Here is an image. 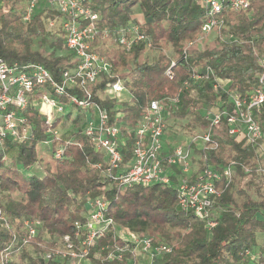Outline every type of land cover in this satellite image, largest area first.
Wrapping results in <instances>:
<instances>
[{"label":"trees","instance_id":"obj_1","mask_svg":"<svg viewBox=\"0 0 264 264\" xmlns=\"http://www.w3.org/2000/svg\"><path fill=\"white\" fill-rule=\"evenodd\" d=\"M5 1L8 9L0 13V57L8 64L40 63L57 80L64 70L72 67L71 56L46 58L33 48V41L45 33L43 18H54V12L40 9L29 22L23 23L21 14L26 0ZM89 5L99 16L97 27L107 29L130 21L131 9L137 5L144 19L141 31L158 51L155 61L148 64L139 62L149 50L142 43L134 44L127 52L119 47H107V40L98 39L93 44L96 52L109 58L115 74L131 95L129 101L121 103L100 97L98 92H102L105 78L93 90L92 101L107 112L110 123L118 124L124 136L136 126L140 113L151 100L179 94V103L167 110L168 119L188 117L184 129L190 130L194 124L202 128L206 125L202 114L218 100L222 107H229L228 91L244 94L256 85L262 71L260 59L264 58V0H252L247 12L225 14L222 35H232L244 45L217 39L218 46L203 50L193 49L203 20V12L194 0H91ZM44 10L49 12L44 15ZM248 12L250 16H246ZM191 42L186 59H180L183 48ZM56 44L65 50L62 32ZM169 47L178 59L171 80L164 75L170 64L164 52ZM197 67H209L217 77L228 81L226 92L214 91L211 82L203 79L195 85L196 96L192 97L183 83ZM68 91L80 94L78 90ZM24 116L34 127L32 137L20 145L7 143L0 151V197L7 200L0 201V207L9 225L20 234L24 219H39L42 228L30 244L35 255L23 247L9 252L5 264H64L45 259L44 255L56 240L66 235L73 237L76 224L84 222L86 198L96 196H104L108 201L105 217L113 221L114 227L144 231L152 237L153 247L162 244L165 226L181 230L178 244L171 246L169 253L154 257L153 264H248L243 256L245 249L258 250L264 256V194L258 192L257 199H252L244 190L257 178L258 164L263 160L251 145L230 137L224 121L212 133L214 149L203 153L193 148L194 154L206 156L207 164L215 169L230 160L236 164L232 179H221L216 185L220 193L212 206L216 225L208 232L204 221L180 209L172 185L152 184L121 190L116 183L106 182L101 171L93 168L97 164L103 168V154L95 151L78 129L72 134L78 145L66 146L64 158L55 162L50 175L30 173L38 160L37 147L46 139L45 125L31 109L25 110ZM253 118L264 134V104L253 112ZM56 146L51 145L50 151ZM130 150L128 141L122 150L124 162L130 158ZM9 153H13L12 164L5 167ZM43 234L51 242L43 240ZM11 237L10 232L0 228V253L10 245ZM123 244L111 228L95 241L88 259L92 264H126L128 253L120 257L114 253ZM111 253L115 257L109 258Z\"/></svg>","mask_w":264,"mask_h":264},{"label":"built area","instance_id":"obj_2","mask_svg":"<svg viewBox=\"0 0 264 264\" xmlns=\"http://www.w3.org/2000/svg\"><path fill=\"white\" fill-rule=\"evenodd\" d=\"M90 1L26 0L21 14L23 22H29L40 10L39 2L56 14V21L64 35L65 50L71 56L72 67L64 70L55 80L40 63L8 64L0 57V151L7 143L20 145L32 137L34 127L24 116V111L31 109L45 125L46 139L40 144L49 145L50 150L51 145H57L53 152L49 151L55 162L64 158L66 146L78 145L72 138V134L78 129L94 150L103 154V168L100 164L93 168L101 171L106 182L116 183L121 190L152 184L172 185L180 209L190 211L204 221L206 230L210 232L216 225L212 206L220 196L216 185L221 179H232L236 164L230 160L220 169H215L207 164L206 156L195 159L193 148L203 153L214 149L216 144L212 141V133L224 121L227 134L251 145L264 162V134L253 118V112L264 104V58L260 59L262 71L255 87L244 94L228 91L229 107H222L218 100L214 106L205 110L202 116L206 125L200 133L183 141L168 133L167 110L179 103V94H176L151 100L140 113L136 126L124 136L118 124L110 123L107 112L92 101L93 90L101 78H105L103 90L98 92L100 97L121 103L125 98L130 100L131 95L115 74L109 58L96 52L93 44L98 39L111 40L127 52L137 43L151 49L152 43L141 31V25L132 20L113 29L98 28L99 16L91 9ZM194 2L203 12L199 35L214 33L221 37L225 27V14L247 12L252 0ZM7 9L6 1L0 0V13ZM49 25L53 26L54 22L51 21ZM227 39L238 42L232 35H227ZM191 45L192 42L183 48L180 59H186ZM177 60H171L164 71L169 80L174 77L173 67ZM203 79L211 82L214 91L226 92L225 84L228 81L217 77L209 67L192 69L183 86L190 89ZM68 90H78L80 94L69 93ZM71 108L83 113L84 120L80 126H76V130L66 131L63 122L70 115L66 114L67 109ZM128 141L131 145L130 158L124 162L122 150L128 145ZM257 171L264 172L260 163ZM107 206L108 201L104 196L91 199L87 197L84 222L76 224L73 237L66 235L56 240L44 258L67 260L71 264H79L82 259H88L95 241L114 228L113 221L105 217ZM0 228L12 235L10 245L0 253V264H5L9 252L30 246L41 230L42 223L39 219H24L20 234L9 225L0 207ZM118 238L124 243L115 249L114 253L119 254L118 257L130 252L149 254L153 259L171 251L169 245L153 247L152 237L129 229L120 232ZM60 242L63 249H66L64 253L58 247ZM114 253L109 258L115 257ZM243 256L248 264H264V256L258 254V250L255 252L253 249H245Z\"/></svg>","mask_w":264,"mask_h":264},{"label":"rangeland","instance_id":"obj_3","mask_svg":"<svg viewBox=\"0 0 264 264\" xmlns=\"http://www.w3.org/2000/svg\"><path fill=\"white\" fill-rule=\"evenodd\" d=\"M40 4V9L43 10L45 9L44 4L39 2ZM47 10V9H46ZM46 10H44V15H46L45 13H48ZM52 13V12H51ZM131 20L135 21L137 24L142 25L144 23V19L141 15L140 9L137 5H135L132 9H131ZM54 18L46 16V18H43V21L45 23V33L41 36H39L38 38H36L33 41V48L35 50H38L44 57L46 58H52V57H56V56H61V55H66L67 52L66 50L63 49V47L59 46L58 44H56V39L58 37H60L61 34V29H60V25L58 23V21H56V14L54 13ZM251 12L246 13V16H250ZM53 21L54 25L50 26L49 23ZM23 22V21H21ZM25 23V22H23ZM217 34L211 33L209 35H204V36H200L199 34L196 36L195 41H194V48L196 50H203L205 48H214L216 47V45L218 46V41L221 42H227L229 41L227 39V35L223 33V35L221 36V38H217ZM218 39V41H217ZM107 47L109 48H117V46L111 41V40H107ZM220 43V42H219ZM237 44H242L241 41L238 40ZM164 54L166 55L167 58L171 60H176V58L174 57V53L172 51V49L169 47L167 50H165ZM158 56V51L156 49H149L147 50L139 59L140 63H152L155 61V59ZM123 72H126V70H123ZM189 90V93L192 97L196 96V88L192 87ZM102 98H104L103 96H101ZM125 98V97H123ZM125 101H129L127 100V98H125ZM70 113V115H67V117L64 118L65 121H68L67 124H65V121L63 122L64 129L66 131H74L76 130V126H80L82 121L84 120V114L83 113H79L76 109L71 108V109H67L66 114ZM78 117V118H77ZM188 121V117H185L183 119L181 118H174L171 117V119L169 118L167 120V128H168V133L171 134L172 136H175L178 140L183 141L184 139H187L188 137H190L191 135L195 134V133H200L202 131V127L199 125L194 124L193 127L190 130H186L184 129V126L186 125ZM60 126V125H59ZM262 144L264 145L263 141ZM45 145H38L37 147V153H38V160L36 162V164L32 167L30 173L35 174L37 176H45V175H50L52 173V171L54 170V165H55V161L52 159L48 148L46 149L44 147ZM48 147L50 148V146L48 145ZM13 153H9L7 154L6 158H5V167H10L12 164V159H13ZM198 154L195 153L193 156H195V159ZM262 166V170H264V162H260V167ZM29 173H25V175H28ZM245 181H248V179H246ZM244 190L246 191L247 195H249L252 199H257V193H261L264 194V172H258V176L256 179L253 180L252 183H250L249 187H244ZM14 198H18V195H13ZM0 201L5 203L7 200L5 199V197H0ZM129 229L130 231L133 232H139V233H144V231H138L136 229H132V228H121L118 226H115L112 230L114 232V235L116 237H119L120 232H122L123 230ZM41 231V230H40ZM39 231V232H40ZM164 231V237L160 240V242L164 245H169L170 247L173 245L178 244L179 242V237L181 234V230L177 227H171V226H165L163 228ZM42 239L47 240L48 237L47 235L43 234L42 235ZM160 244V245H162ZM58 247L62 250V252H66V249H63L61 242L58 243ZM27 250L28 252H30L31 254L35 255L34 249L32 248V246H27ZM128 256L126 257L127 262L126 264H153V259H151V257H149V254H144V253H130L128 252ZM60 262L64 263V264H71L70 261L67 260H60ZM77 264V263H75ZM79 264H92L91 263V259H82V261H80Z\"/></svg>","mask_w":264,"mask_h":264},{"label":"crops","instance_id":"obj_4","mask_svg":"<svg viewBox=\"0 0 264 264\" xmlns=\"http://www.w3.org/2000/svg\"><path fill=\"white\" fill-rule=\"evenodd\" d=\"M45 147V146H44ZM46 149L48 148V150L50 149L49 147H48V145H46V147H45Z\"/></svg>","mask_w":264,"mask_h":264}]
</instances>
